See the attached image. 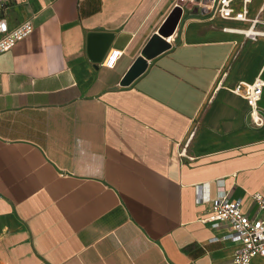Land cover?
Returning a JSON list of instances; mask_svg holds the SVG:
<instances>
[{"label": "crops", "instance_id": "crops-1", "mask_svg": "<svg viewBox=\"0 0 264 264\" xmlns=\"http://www.w3.org/2000/svg\"><path fill=\"white\" fill-rule=\"evenodd\" d=\"M179 2L16 0L5 11L11 28L34 30L0 56V264L232 260L228 229L205 219L221 195L260 215L264 127L228 89L264 79V38L188 9L170 48L122 86ZM248 16L264 19V0ZM111 51L121 56L109 69Z\"/></svg>", "mask_w": 264, "mask_h": 264}, {"label": "built area", "instance_id": "built-area-1", "mask_svg": "<svg viewBox=\"0 0 264 264\" xmlns=\"http://www.w3.org/2000/svg\"><path fill=\"white\" fill-rule=\"evenodd\" d=\"M15 1L0 0V56L12 51L34 30L31 21H26L14 28L10 27L5 11ZM251 2L252 0H180L177 7H180L183 12L197 8L212 17L248 24L247 29L239 32L248 39L258 41L260 38H264V19L249 18ZM120 56V51H111L103 66L109 69L114 68ZM221 84L218 86L219 88ZM228 90L246 101L250 108L252 126L255 128L264 127V113L260 106L264 94V79L259 77L253 83L239 82ZM253 199L260 212V215L254 218L243 212L241 200H231L227 195H221L210 201L211 210L205 221L225 226L229 232L224 239L238 245L229 264H252L254 258L264 257V197L254 195ZM204 201L201 197L200 202Z\"/></svg>", "mask_w": 264, "mask_h": 264}, {"label": "water", "instance_id": "water-1", "mask_svg": "<svg viewBox=\"0 0 264 264\" xmlns=\"http://www.w3.org/2000/svg\"><path fill=\"white\" fill-rule=\"evenodd\" d=\"M183 11L180 7H176L167 18L164 25L159 30V34L155 36L144 49L142 56L138 58L128 73L125 75L122 86L131 84L136 78L142 75L148 67V62L158 55L164 53L170 48L169 40L176 32L181 21Z\"/></svg>", "mask_w": 264, "mask_h": 264}]
</instances>
